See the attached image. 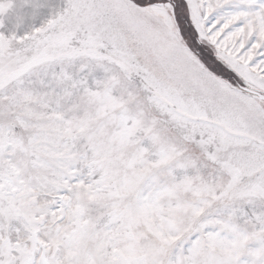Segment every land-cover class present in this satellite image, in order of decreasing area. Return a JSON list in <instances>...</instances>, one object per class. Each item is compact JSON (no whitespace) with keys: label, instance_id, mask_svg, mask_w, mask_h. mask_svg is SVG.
Returning <instances> with one entry per match:
<instances>
[{"label":"snow or ice","instance_id":"snow-or-ice-1","mask_svg":"<svg viewBox=\"0 0 264 264\" xmlns=\"http://www.w3.org/2000/svg\"><path fill=\"white\" fill-rule=\"evenodd\" d=\"M0 264H264V0H0Z\"/></svg>","mask_w":264,"mask_h":264}]
</instances>
